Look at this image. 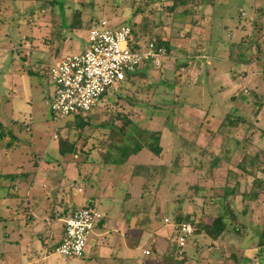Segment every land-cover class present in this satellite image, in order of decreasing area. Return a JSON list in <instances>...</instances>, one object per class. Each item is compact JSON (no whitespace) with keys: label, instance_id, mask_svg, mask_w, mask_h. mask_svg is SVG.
Returning <instances> with one entry per match:
<instances>
[{"label":"rangeland","instance_id":"374dc122","mask_svg":"<svg viewBox=\"0 0 264 264\" xmlns=\"http://www.w3.org/2000/svg\"><path fill=\"white\" fill-rule=\"evenodd\" d=\"M172 5L173 0H0V119L22 141L11 151H0V170L31 171L35 161L32 155H39V150L40 167H53L56 162L64 167L66 160L75 169L78 161L73 154L59 153L61 145L71 144L79 159L91 153L85 159L99 164L120 158L119 145L127 143L131 149L135 144L129 141L143 142L150 132L160 130L163 150L159 157L144 149L127 164L105 162L94 174L88 170V179H78L79 188L83 185L91 196L119 174L113 192L120 199L128 189L122 177L132 179L128 195L133 201L129 210L134 212L125 213L135 216L134 228L146 236L139 242L142 249L150 251L149 255L139 252L136 264H264V246L258 244L264 231V106L257 108L264 100V49L255 46L257 41H264V0H194L188 13L182 7L172 10ZM98 18L116 27L133 23L135 40L142 44L149 38L167 40L169 53L160 67L152 64L144 68L141 64L137 68L140 74L109 90L84 118L87 125L79 129L74 120L67 125L71 117L57 120L47 108L52 84L46 73L51 64L86 46L87 27ZM228 113L252 124L249 130L245 125L231 130V136L245 141L229 155V162L224 159L225 151L233 144L227 142V136L215 132ZM19 125L25 126L24 131H19ZM128 132L132 136L127 139ZM215 155L221 158L212 167ZM254 157L257 161L250 166ZM138 163L164 168L157 166L145 177H132ZM238 163L248 171L232 170ZM229 170L238 175L239 194L233 190L237 177L228 174ZM19 188L20 192L25 189ZM3 189L0 236L12 220L7 219L5 208L16 211L2 198ZM74 189L68 188L70 198ZM252 190L257 193L255 200L248 196ZM243 191L245 194H240ZM224 195L237 212L243 234L227 232L212 241L193 233L180 255L175 256L173 248L172 255L160 249L152 256L150 243L156 230L162 233L158 242L162 250L167 246L172 249L170 238H163L165 233L171 237L173 230L163 222L165 216L170 223L179 207L190 220L197 222L202 216L207 221L216 215ZM119 209L120 204L112 203L114 215ZM101 230L107 231L111 240L105 254L100 253V244H95L98 230L93 229L85 255L63 259L53 253L48 262L125 264L113 249L119 238L112 227L105 225ZM8 233L4 232L6 237L13 235ZM2 241L0 250L7 252L13 247ZM19 260L24 262L26 257Z\"/></svg>","mask_w":264,"mask_h":264},{"label":"crops","instance_id":"0c3cea01","mask_svg":"<svg viewBox=\"0 0 264 264\" xmlns=\"http://www.w3.org/2000/svg\"><path fill=\"white\" fill-rule=\"evenodd\" d=\"M84 45L79 51L84 50L86 47ZM50 93L51 90L49 94ZM90 154H86V156L89 157ZM107 161L110 162L108 159ZM90 162H92V160H86L84 158L80 163H75V169L72 167L73 165H69V161L66 160L63 162L64 167L58 165L59 163L56 162L53 167L48 166L42 168L39 166V162L30 181H24L21 183V186L25 187L21 195L16 197L2 195L3 199L6 201L8 200L11 203L7 206L11 209L14 208L16 211H8L7 208L4 210L7 214V219L12 220L11 223L8 224L9 226L5 228L6 230H3V233L0 236V241L2 238L4 244H8L9 247L12 244L13 247L7 252L0 250V264H50L48 259L53 254L51 251H53V248L56 247L63 236V220L67 215L69 216V214H71L72 210L76 208L79 209L87 203L94 206V210H97L103 216L101 221H99L94 228L98 230V233H96L95 244H100L98 245L100 247V253L105 254L104 248L106 246H111L109 243L111 240L107 238V231L101 230L107 225V227H112L114 231L113 233L115 234L114 236L119 238L113 244V249L116 250V255L122 257L121 259L125 264H136L139 252L143 255L144 251L148 249H142L143 247L139 242L142 237L146 236L140 235V229H138V227L134 228L135 222H133V220L136 219L135 216L130 213L131 216L129 217V215L127 216L129 213H125L130 209V206H132L131 202H133L130 195H128V189H130L129 184L132 182L130 181L132 179L128 180V178L122 177L125 181L126 187L128 185V189L124 193L122 199L118 196L115 197L113 192V189L116 188L117 182L120 180L119 174L113 176L112 180L108 181L103 189L100 190L101 192L99 191L96 195L90 196L86 193V190H84L83 185L82 188H79L80 183H78V179H88V177L86 178L85 176L88 170L92 171L94 174L98 171L97 169L100 165L104 166L106 164L105 160L101 161L99 164ZM0 171L8 172L7 170ZM75 176L77 179H73ZM71 186L72 188H75L72 192L74 195L72 198H70V195L67 193L68 188ZM79 193L82 195H78ZM113 201L120 204V211L117 212V215H114L112 212ZM123 209H125L124 212H122ZM108 213L111 215L110 217L107 215ZM104 219H108V221H105ZM166 225L172 226L171 223ZM163 227L165 231L166 228L165 226ZM8 231L13 232V235H8L6 237L4 232L8 233ZM157 231L159 232V230H156V232ZM143 232L145 234L147 231ZM156 232H154L155 237L150 243L153 247L152 256L157 253V250L159 252L160 249L161 252L168 256L171 250H169V246L162 250L161 243H158L162 239L160 236L162 233ZM169 236L168 233L163 234V238H170L171 248L172 243L176 244L175 232L171 236L172 238ZM22 247H24V249ZM183 250L184 249H181L176 245L174 255H180ZM172 254L173 252H171V255ZM24 257H26L24 262L19 260V258L21 259Z\"/></svg>","mask_w":264,"mask_h":264},{"label":"built area","instance_id":"2783aa9c","mask_svg":"<svg viewBox=\"0 0 264 264\" xmlns=\"http://www.w3.org/2000/svg\"><path fill=\"white\" fill-rule=\"evenodd\" d=\"M86 42L84 50L71 52L50 66L52 90L47 108L57 120L91 111L108 90L125 81L128 72L144 62L160 67L167 57L165 47L155 39L142 44L133 38L130 26H110L105 18L88 30ZM102 217L88 206L75 210L63 220V236L53 253L63 259L81 257L89 234ZM163 221L170 224L167 217ZM174 232L176 245L184 249L193 234L192 225L181 223Z\"/></svg>","mask_w":264,"mask_h":264},{"label":"trees","instance_id":"16d2710c","mask_svg":"<svg viewBox=\"0 0 264 264\" xmlns=\"http://www.w3.org/2000/svg\"><path fill=\"white\" fill-rule=\"evenodd\" d=\"M193 2H194V0H173V5L171 8L173 10V9L178 8V7H182L184 10V13H188L192 9V8H189L188 6ZM99 21H100V19L98 18L93 24H91L87 28L90 29L91 27L96 26L99 23ZM1 22L2 21H0V23ZM71 24L73 25V27L76 26L75 22H73ZM158 24L159 23H157L156 26H158ZM124 25H128V24H124ZM77 26H80V25L78 24ZM128 26H130V25H128ZM133 26L134 25L132 23V25L130 26L132 35L135 34V30H134ZM77 30H79V29H77ZM263 37H264V35H263ZM155 41L158 45L165 47L167 55H168V53H169L168 41L161 39V38L155 39ZM260 42L257 41L256 45H255L256 49H258V50H260L262 48L264 49V46H263L264 41H260ZM141 64L144 65V68L146 66L150 67L152 65L151 63H147V62H144ZM141 64H140V66H141ZM137 68L134 71L128 72L126 74V78H125L124 82H126L127 80L133 79L137 74H140L142 72V71H137ZM49 69H50V67L47 70L46 76H49ZM28 72H30V71H28ZM31 73L33 74V72H31ZM111 89H113V87ZM108 91L102 96L101 101L105 99ZM263 97H264V94H263ZM101 101H100V103H101ZM258 104H260V105H257V108H261V105L264 106V100L259 101ZM87 115H88V112H81V111L72 113L69 116L71 118L67 119V125H70L71 123H69V122L74 120L75 122H77L76 125L78 126V128L82 129L87 125V123L84 121V118ZM52 116H53V114H52ZM126 123H129V121H127ZM239 125H245L247 127L246 130H249L252 126L251 123L249 124V123L245 122V120L243 118L236 117L232 113H230V114L228 113V114H226L225 118L216 127L215 132L216 133L220 132L221 134H224L228 138L227 142H229V144L230 143L233 144L232 146H228L227 150L225 151L226 153H225L224 159L227 162H229L228 161L229 155H231L232 152H234V150H237L239 148L240 144H242L241 142L245 141L244 138L237 139L236 137L230 135L231 130H233V128H235L236 126H239ZM24 127H25L24 125H19V131H24L23 130ZM26 130H28V129H26ZM130 130H132V132L134 131L133 129H130ZM135 130H137L136 127H135ZM24 134H25V136L28 135L25 132H24ZM126 136L128 139L132 135H131V133L128 132V134ZM139 136L141 137V134H139ZM161 136H162V133L160 130L159 131H152L149 133L148 136H146L147 138L143 142H141V141H139V142L138 141L137 142L129 141V144H132V142L135 144L134 147H132L131 149L129 148L127 143L119 145L118 151H119V153H121V157L118 158L116 156V157L110 159V163L114 162L117 165L127 164V163H129V160L133 155H137L138 153H140L144 149H147L153 155H155L156 157H159L161 151L163 150L162 146L159 143ZM19 142H22V141L19 140L17 133H15V131L12 128L10 129L9 127H7L3 123V121L0 119V151H4V150L5 151H11V150L15 149L14 147H16V148L18 147ZM31 142L32 141H30V144H31ZM203 148H205V147L202 146L201 150H203ZM59 153L62 155L73 154L72 155L73 158L75 156L74 159L77 160L78 163H80L82 161L81 159H79V156L75 153V145H73V144H71L69 146L68 145H66V146L61 145L59 148ZM201 153H203V152H201ZM38 154L41 155L42 152L39 150ZM39 155H37L36 153H34L32 155L34 157L35 161H33V163H32L33 168L31 171H19V170H17L16 172H2V171H0V189L4 186L3 194H2L3 196H7V197L14 196V197H16V196L21 195L22 192H20L19 186H21V183L24 181L29 182L30 179L32 178V176L34 175L36 167L38 166L39 161H40L39 160L40 157H38ZM86 157H84V158H86ZM243 157H242V159H243ZM220 158L221 157H219L218 155L213 156L211 166L216 167L219 163ZM256 161H257V157L252 158L249 161V165L250 166L255 165ZM28 162H30V159H28ZM105 162L108 163L107 160H105ZM157 166L164 168L163 165H160V164L156 165L155 163L134 164L133 173L135 175H133L132 177H136V176L145 177L148 173H150L151 171L156 169ZM21 169H22V167H21ZM232 170H234L235 172H237V170H239V171H242L244 173V172L248 171V168L246 166H244L243 164L238 163V165H236L234 168H232ZM228 174H232V175H234V177H237L235 180V186H233L234 187L233 190H234V194H239L238 193L239 192L238 186L240 183L238 182L239 181L238 175L236 173H231L230 170L228 171ZM239 177L241 178L240 175H239ZM240 194H245V191H243ZM227 196L228 195H224L223 197H221L219 199V205L217 208L216 215L211 217L207 221H205V219L202 216H201L200 220H198L197 222H195L192 219L190 220V216L187 214H184L181 211V208L178 207V209L174 212L175 213L174 219L170 220V223L172 224V227H173L172 235L174 234V229L176 228V226L180 225L181 223H190L194 228L193 229L194 234L196 233L198 235H200V234L205 235L206 237L210 238L212 241L217 240L218 238H222V236L224 234H226L227 232H232L236 235L237 234L238 235L243 234L244 233L243 232L244 227L241 225H238L237 212L231 208V205H230V202H229V199L227 198ZM248 196L252 200L253 199L255 200L257 193L254 190H252ZM87 204L90 205V203H87ZM87 204H85V206H87ZM75 210H77V208L72 210L71 214ZM71 214H69V215H71ZM258 244L260 245L259 246L260 248L264 246V231L259 236ZM175 246H176L175 243L172 244L171 252L173 251V248H175ZM235 259H236V257H235Z\"/></svg>","mask_w":264,"mask_h":264}]
</instances>
